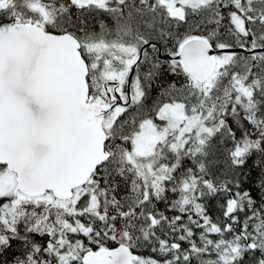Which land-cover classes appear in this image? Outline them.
Returning <instances> with one entry per match:
<instances>
[{
	"label": "snow or ice",
	"instance_id": "6c2138e0",
	"mask_svg": "<svg viewBox=\"0 0 264 264\" xmlns=\"http://www.w3.org/2000/svg\"><path fill=\"white\" fill-rule=\"evenodd\" d=\"M0 264H264V0H0Z\"/></svg>",
	"mask_w": 264,
	"mask_h": 264
}]
</instances>
